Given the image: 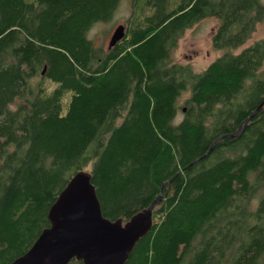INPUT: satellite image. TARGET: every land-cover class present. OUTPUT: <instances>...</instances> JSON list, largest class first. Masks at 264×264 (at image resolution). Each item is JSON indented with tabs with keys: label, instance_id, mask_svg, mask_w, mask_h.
Instances as JSON below:
<instances>
[{
	"label": "trees",
	"instance_id": "16d2710c",
	"mask_svg": "<svg viewBox=\"0 0 264 264\" xmlns=\"http://www.w3.org/2000/svg\"><path fill=\"white\" fill-rule=\"evenodd\" d=\"M119 2L0 0V264L50 226L79 171L108 219L159 198L124 264H264V37L236 51L264 1L130 0L102 50L87 32ZM206 17L223 51L196 72L171 51Z\"/></svg>",
	"mask_w": 264,
	"mask_h": 264
},
{
	"label": "water",
	"instance_id": "95a60500",
	"mask_svg": "<svg viewBox=\"0 0 264 264\" xmlns=\"http://www.w3.org/2000/svg\"><path fill=\"white\" fill-rule=\"evenodd\" d=\"M124 35L125 26L119 24L108 48ZM158 199L125 222L121 218L108 219L102 215L90 173L79 171L51 205L50 226L11 264H68L73 258L83 264H124L135 243L151 228L152 210Z\"/></svg>",
	"mask_w": 264,
	"mask_h": 264
},
{
	"label": "rangeland",
	"instance_id": "374dc122",
	"mask_svg": "<svg viewBox=\"0 0 264 264\" xmlns=\"http://www.w3.org/2000/svg\"><path fill=\"white\" fill-rule=\"evenodd\" d=\"M264 1V0H263ZM131 13L130 0H120L117 8L113 12L112 17L107 21H99L92 25V27L87 32V37L92 40L95 46L106 50L110 37L114 29L122 24L125 26V31L127 28V19ZM219 20L215 17H206L200 19L194 23L191 27L185 29L183 33L177 38L176 45L171 51V58L173 61L179 62L181 64H191L196 72H202L207 65L213 61L216 57L221 55L223 50L214 49L212 45V35L217 28ZM264 37V19L257 23L255 31L252 33L250 38L238 48L246 47L253 43L254 41ZM51 91L55 83L50 84ZM63 101V112L66 109V101L69 98L70 92L65 94ZM188 92L182 94L179 99V104L182 105L183 100L187 97ZM21 101L15 100L10 107L14 108ZM183 118V111L178 109L174 123H179ZM264 261V259H263Z\"/></svg>",
	"mask_w": 264,
	"mask_h": 264
},
{
	"label": "bare ground",
	"instance_id": "6f19581e",
	"mask_svg": "<svg viewBox=\"0 0 264 264\" xmlns=\"http://www.w3.org/2000/svg\"><path fill=\"white\" fill-rule=\"evenodd\" d=\"M91 175V174H90ZM94 185V184H93ZM100 202V201H99ZM133 250V249H132Z\"/></svg>",
	"mask_w": 264,
	"mask_h": 264
},
{
	"label": "flooded vegetation",
	"instance_id": "af4514ba",
	"mask_svg": "<svg viewBox=\"0 0 264 264\" xmlns=\"http://www.w3.org/2000/svg\"><path fill=\"white\" fill-rule=\"evenodd\" d=\"M123 221V220H122ZM123 222H125V221H123Z\"/></svg>",
	"mask_w": 264,
	"mask_h": 264
}]
</instances>
